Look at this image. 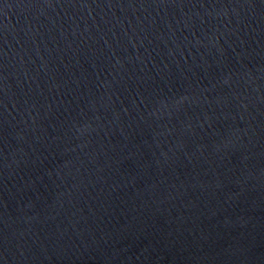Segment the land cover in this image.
Returning <instances> with one entry per match:
<instances>
[{"label": "water", "instance_id": "water-1", "mask_svg": "<svg viewBox=\"0 0 264 264\" xmlns=\"http://www.w3.org/2000/svg\"><path fill=\"white\" fill-rule=\"evenodd\" d=\"M0 264H264V0H0Z\"/></svg>", "mask_w": 264, "mask_h": 264}]
</instances>
